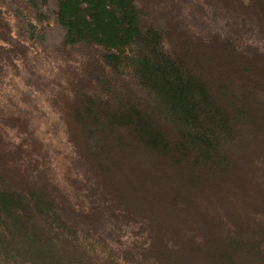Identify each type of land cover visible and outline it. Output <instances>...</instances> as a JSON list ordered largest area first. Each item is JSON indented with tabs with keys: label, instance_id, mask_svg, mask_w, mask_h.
<instances>
[{
	"label": "trees",
	"instance_id": "16d2710c",
	"mask_svg": "<svg viewBox=\"0 0 264 264\" xmlns=\"http://www.w3.org/2000/svg\"><path fill=\"white\" fill-rule=\"evenodd\" d=\"M164 1L0 0V84L25 69L77 166L0 102V264H264V60Z\"/></svg>",
	"mask_w": 264,
	"mask_h": 264
},
{
	"label": "rangeland",
	"instance_id": "374dc122",
	"mask_svg": "<svg viewBox=\"0 0 264 264\" xmlns=\"http://www.w3.org/2000/svg\"><path fill=\"white\" fill-rule=\"evenodd\" d=\"M232 1L174 0L177 7L174 12L180 13L176 20L192 33L204 36L215 33L235 35L237 45H250L258 48L259 56L264 60V11L258 10V6L253 8L250 0H242L241 5L234 2V6L230 4ZM143 3H145L144 0ZM150 5L151 3H146L142 13L144 15L146 13L148 18H156L154 14L157 6L151 5L150 7ZM9 22L14 28V20L11 18ZM47 48L50 50L49 47ZM38 52L31 54L32 61L42 71L50 68L51 60L42 59L43 53ZM19 71V74H15L13 70L12 73L7 71V76L0 84V102L4 107L7 106L12 110L20 109L29 115L33 134L45 150L58 179L61 183L68 184L67 178L77 172V166L67 140L64 123L44 98L33 89L23 85L20 77L27 72L21 68Z\"/></svg>",
	"mask_w": 264,
	"mask_h": 264
}]
</instances>
